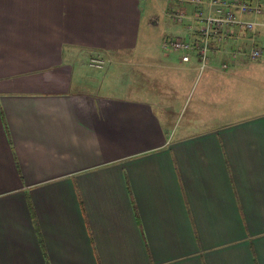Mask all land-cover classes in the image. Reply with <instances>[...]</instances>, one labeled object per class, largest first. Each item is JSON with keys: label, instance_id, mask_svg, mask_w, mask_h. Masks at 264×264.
<instances>
[{"label": "crops", "instance_id": "crops-1", "mask_svg": "<svg viewBox=\"0 0 264 264\" xmlns=\"http://www.w3.org/2000/svg\"><path fill=\"white\" fill-rule=\"evenodd\" d=\"M144 9L0 0V264H264V12L259 58L207 66L218 119L177 131L171 97L101 91L105 68L88 63H125L124 90L197 69L136 53ZM246 69L251 104L231 119Z\"/></svg>", "mask_w": 264, "mask_h": 264}, {"label": "rangeland", "instance_id": "rangeland-1", "mask_svg": "<svg viewBox=\"0 0 264 264\" xmlns=\"http://www.w3.org/2000/svg\"><path fill=\"white\" fill-rule=\"evenodd\" d=\"M143 6L145 9L143 12L141 33L139 35L136 53H147V56L149 57L176 54L175 51H168L162 48L161 38L164 33H166V35L176 34L187 36V32L184 34L178 30H182L184 27H187L188 23H192L193 25L197 23L193 22L191 18L195 10V4L187 0H143ZM177 9H183L185 12L182 22L176 21L173 16H171V13ZM176 57L178 58V55ZM193 61L194 60L189 63L194 64ZM107 65L108 63L103 67L105 68L104 73L106 74L104 76L101 74L99 76V81L102 82V80H106L108 78L106 84H109L102 85L100 87L101 91H106L108 89L105 87H110V89L115 92H124V94L131 93L140 97L149 96L156 99L155 97L157 95L159 97L158 92L161 90L163 98L169 99V97H171V100H174L175 108L168 114L169 118L175 120L174 124L177 126V131L185 128L189 130H196L207 127L209 126V122H207L208 120L215 121L218 119L220 113L223 112L219 101L214 100L209 103L205 102V83L207 82L206 72L209 70L207 66H205L203 70H201L199 66L197 69L193 67L189 74L186 68L181 66L186 65L183 63H181V65L177 64L176 67L167 68L165 66L161 70V73H159V68H156L153 72L157 74L158 81L160 80L164 83L163 87L158 84L157 80H153L150 84H148L145 80H143V78L140 79L138 77L135 84L129 85L128 88L124 90L122 88L126 86V83L124 82L125 77L121 78L116 76L123 74L126 66L125 63L114 64L115 66L109 69ZM250 73L251 71L248 69H246L245 73H242L245 76V79H243L240 92L241 94L236 97L237 101H233L234 99L229 98V100L223 104L224 107H227V113L230 118L236 117L235 114L237 112L243 114L244 111H238L239 108L242 109L244 108L243 105L245 106L247 104H251L250 89L252 84L248 80V78H250ZM173 84H175V87ZM148 85L152 94H150L148 90L142 89L143 87H148ZM173 88H175L176 92ZM205 104L208 106V109L211 110L213 116H209L207 114ZM168 114H165L164 111L161 116L165 117Z\"/></svg>", "mask_w": 264, "mask_h": 264}, {"label": "built area", "instance_id": "built-area-1", "mask_svg": "<svg viewBox=\"0 0 264 264\" xmlns=\"http://www.w3.org/2000/svg\"><path fill=\"white\" fill-rule=\"evenodd\" d=\"M195 4L191 16L195 25L188 23L187 36L165 35L161 46L179 54L182 62L198 61L201 70L218 56L220 68L240 56L257 59L262 45L256 37V17L264 12L262 0H187ZM171 16L182 22L185 12L177 9ZM108 58L101 54L89 57V65L102 68Z\"/></svg>", "mask_w": 264, "mask_h": 264}]
</instances>
